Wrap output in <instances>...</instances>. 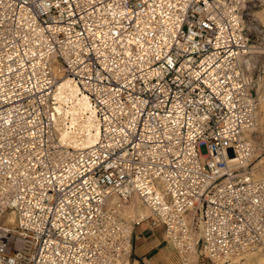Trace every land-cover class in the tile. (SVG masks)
Wrapping results in <instances>:
<instances>
[{
    "label": "built area",
    "instance_id": "obj_1",
    "mask_svg": "<svg viewBox=\"0 0 264 264\" xmlns=\"http://www.w3.org/2000/svg\"><path fill=\"white\" fill-rule=\"evenodd\" d=\"M248 1L0 0V264H132L145 220L180 264L264 253ZM63 75L94 110L87 147L58 136ZM134 194L148 214L125 216Z\"/></svg>",
    "mask_w": 264,
    "mask_h": 264
},
{
    "label": "rangeland",
    "instance_id": "obj_2",
    "mask_svg": "<svg viewBox=\"0 0 264 264\" xmlns=\"http://www.w3.org/2000/svg\"><path fill=\"white\" fill-rule=\"evenodd\" d=\"M246 11L248 12L249 41L252 47L256 48L246 55L248 56L246 60L250 61V66L247 62L244 63V69L246 64V71L252 77L251 91L256 99L255 129L250 134L251 140L255 144L256 155H253L251 159V166H253L254 176L261 177L264 176V0H249ZM200 151L203 154L207 153V147L204 143L200 145ZM122 205L125 216L134 215V213L148 214V211L136 198ZM252 253L255 254L253 258H251ZM244 255L240 258L241 261L235 264H263L258 260L260 257H264L261 252H249L245 258ZM192 264L213 263L199 257Z\"/></svg>",
    "mask_w": 264,
    "mask_h": 264
},
{
    "label": "bare ground",
    "instance_id": "obj_3",
    "mask_svg": "<svg viewBox=\"0 0 264 264\" xmlns=\"http://www.w3.org/2000/svg\"><path fill=\"white\" fill-rule=\"evenodd\" d=\"M255 49L256 48L252 47L251 44L248 48V52ZM247 57L248 56L244 57V62H247L248 66H250V63L248 62L249 60H246ZM55 97L57 99L56 108L59 113L57 119V129L60 141L66 145L73 147H87L88 145L94 143L99 134V126L94 115V110L90 104L88 96L80 91L77 83L70 75H63L61 76L60 80H58L55 87ZM254 129L255 123L252 127L244 132L243 136L249 137L251 139L250 134ZM253 155H256V152H254ZM229 160L233 161L231 159V156H229ZM251 171L254 174L253 166ZM114 197L116 196L114 195ZM134 198H136L140 202L139 197L134 194L131 198H129L122 204H127ZM144 208L148 211L147 207ZM7 217L8 218H6V221H8V223H15V214L13 212H8ZM252 251L261 252L260 250ZM249 252L245 253L244 258L248 255ZM251 256V258H253L255 254L252 253ZM258 260L264 264V257H260ZM239 261L241 260H234V264ZM219 264L232 263L219 262Z\"/></svg>",
    "mask_w": 264,
    "mask_h": 264
},
{
    "label": "crops",
    "instance_id": "obj_4",
    "mask_svg": "<svg viewBox=\"0 0 264 264\" xmlns=\"http://www.w3.org/2000/svg\"><path fill=\"white\" fill-rule=\"evenodd\" d=\"M132 264H180L175 249L165 237L163 224L151 226L145 220L133 227Z\"/></svg>",
    "mask_w": 264,
    "mask_h": 264
}]
</instances>
